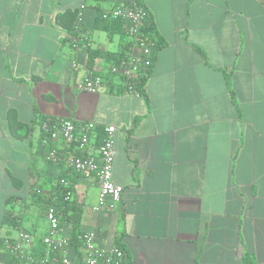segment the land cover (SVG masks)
I'll use <instances>...</instances> for the list:
<instances>
[{
  "label": "crops",
  "instance_id": "obj_1",
  "mask_svg": "<svg viewBox=\"0 0 264 264\" xmlns=\"http://www.w3.org/2000/svg\"><path fill=\"white\" fill-rule=\"evenodd\" d=\"M137 1L0 0V264L12 262L6 245L22 232L42 246L48 222L39 205L72 171L65 160L77 145L43 134L45 119L115 128L120 202L95 212L96 177L69 175L81 236L93 231L98 249L118 241L128 264H264L263 0H139L164 42L148 103L136 93L80 91L92 75L85 46L69 42L55 17L79 10L88 46L119 52L122 37L109 38L100 15ZM52 149L61 160H48ZM83 256L80 239L47 264H83Z\"/></svg>",
  "mask_w": 264,
  "mask_h": 264
},
{
  "label": "built area",
  "instance_id": "obj_2",
  "mask_svg": "<svg viewBox=\"0 0 264 264\" xmlns=\"http://www.w3.org/2000/svg\"><path fill=\"white\" fill-rule=\"evenodd\" d=\"M145 16V11L136 5L118 7L100 15L103 21H123L126 25V37L131 43L129 62L122 64L120 68L113 67V73L128 79L135 78L141 73V62L150 56L151 49L149 42L142 38L140 33ZM100 84V78L89 75L78 85V89L94 94L98 92ZM40 128L43 134L58 136L68 145L76 143L79 155H71L65 160L75 173L84 179H91L94 174L97 175L99 195L93 209L95 212L110 210L113 205L120 202L123 187L114 183L112 177L115 157L113 126L104 129L105 136L96 150V155L92 149L89 151L91 137L96 129L92 123L75 124L71 120L45 119L40 122ZM47 157L50 162H57L62 158L56 149L50 150ZM45 216L48 228L46 234L39 240L44 247V258H36L32 253L37 241L36 237L22 232L18 240L6 245L7 253L12 258V262L8 264H47L52 255L63 252L69 246V237L61 235V220L56 208L47 207ZM95 239L96 235L93 231L81 236L83 264H124L126 259L123 251L116 247L100 250L95 245Z\"/></svg>",
  "mask_w": 264,
  "mask_h": 264
},
{
  "label": "trees",
  "instance_id": "obj_3",
  "mask_svg": "<svg viewBox=\"0 0 264 264\" xmlns=\"http://www.w3.org/2000/svg\"><path fill=\"white\" fill-rule=\"evenodd\" d=\"M264 3V0H263ZM139 8H142L145 13V19L142 22L140 33L141 37L145 38L149 44H150V56L148 58H145L140 65L141 73L138 76H135V78L128 79L126 77H123L122 75L118 73H113L112 68H120L122 64H127L129 62V55H130V47L131 43H129L125 30L126 25L121 20L116 21H102L104 23L102 29L106 32L107 36L109 38L113 37L115 34H118L122 37L123 43L121 50L119 52H110V51H102L99 49H92L88 46V39L82 38V36H79V25H80V11H65L62 14H58L55 17V23L60 28L64 29L67 32V40L73 44H76L78 46L84 45L85 50L87 53V70H90L93 77H98L101 80V84L99 87V90L106 92V93H114V94H121V93H136L138 96L143 98L148 103V98L145 93V86L146 83L151 76L156 56L158 52L163 48L164 42L161 38H159L153 21L151 19V16L148 12V10L141 5L140 1H137V4H135ZM87 39V41H86ZM79 41H83L82 43ZM197 52H199L204 60L206 61V56L198 49L195 48ZM97 61H102L105 65V69L102 71H95V65ZM222 75L225 79L226 85L229 89V93L231 96V99L236 107V110H238V106L235 102L233 92L231 91V83H230V75L222 72ZM20 81V80H19ZM98 90V91H99ZM238 113V112H237ZM13 114H9V119H13ZM136 125V119L134 120L133 128L128 132H132L134 127ZM95 141L94 146L99 148L105 133L104 129L97 128L95 130ZM75 145L76 143H72L70 145ZM76 154L74 156H78L80 153L79 150L75 152ZM236 158V153L233 154L231 158V162L233 164L234 160ZM133 172L136 171V161H133ZM69 175L74 176V178L81 177L79 174L75 173L74 170L69 171V173H63L61 174L55 181L53 185V196L48 198L47 200L41 201L42 203L39 205V207L43 210H47V207L53 206L56 208L57 213L60 216V220L64 224H69L71 227V231L69 234V245H75L76 247L79 245V240L81 239V232H80V215H81V209L76 205L75 200V194H74V183L70 181L71 177ZM93 177H96L97 175L94 174ZM66 183V185H64ZM64 226V225H63ZM62 227V224H61ZM116 248H119L121 251L125 252L124 248L118 243V241L115 243ZM44 248L42 246H38L34 248V254L37 255V257H41L43 255ZM248 259H244L243 264H248ZM124 264H128L127 262H124Z\"/></svg>",
  "mask_w": 264,
  "mask_h": 264
}]
</instances>
